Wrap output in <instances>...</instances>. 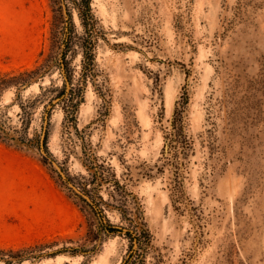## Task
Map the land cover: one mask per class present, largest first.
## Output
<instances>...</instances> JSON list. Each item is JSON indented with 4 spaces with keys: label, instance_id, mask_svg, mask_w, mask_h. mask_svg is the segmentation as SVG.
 Wrapping results in <instances>:
<instances>
[{
    "label": "rangeland",
    "instance_id": "rangeland-1",
    "mask_svg": "<svg viewBox=\"0 0 264 264\" xmlns=\"http://www.w3.org/2000/svg\"><path fill=\"white\" fill-rule=\"evenodd\" d=\"M81 7L0 0V70L36 71L26 142H0V264H264V0H90L89 37Z\"/></svg>",
    "mask_w": 264,
    "mask_h": 264
},
{
    "label": "trees",
    "instance_id": "trees-1",
    "mask_svg": "<svg viewBox=\"0 0 264 264\" xmlns=\"http://www.w3.org/2000/svg\"><path fill=\"white\" fill-rule=\"evenodd\" d=\"M82 1V13L80 15L81 22L83 24L85 35L89 37L91 35V30L89 29V26H94L93 16L90 13V0H81ZM85 35H82L81 37L74 38L78 43L80 44V50L83 56V67H85V70L90 69V67L93 65L94 56L92 53V49L94 48V44L92 41L85 39ZM75 37L73 34H69L68 41H67V48L68 50L69 45L72 43V39ZM65 53V52H64ZM36 71H21L16 72L15 70L10 71H2L0 70V100L1 96L4 91L8 89H13L15 91V97L10 102V104H16L19 106V114L24 117V120L22 122L21 128L17 129L14 125H12L8 121V117L6 114L2 111H0V142L6 143V144H22L26 142L27 140V129H29L30 125V107L35 103V99L31 102L22 101L21 99V91L27 88L32 81L33 76L35 75ZM64 92V91H63ZM72 93V90L70 94ZM9 104H6L2 107H8ZM1 107V108H2ZM181 110L176 107L175 112L173 113V119H172V126L173 131L171 132V138L173 142H178L179 148L185 153L188 147L192 146V142L188 141L185 142L182 140L183 138L180 137L182 134V125L180 124V112ZM46 144V142H45ZM171 150L167 151V154L165 155L167 161L171 162L172 155L169 154ZM1 258V257H0ZM5 263L12 264L11 260L5 259Z\"/></svg>",
    "mask_w": 264,
    "mask_h": 264
},
{
    "label": "water",
    "instance_id": "water-1",
    "mask_svg": "<svg viewBox=\"0 0 264 264\" xmlns=\"http://www.w3.org/2000/svg\"><path fill=\"white\" fill-rule=\"evenodd\" d=\"M54 102H55V101H54ZM56 102H57V101H56ZM50 106H51V105H50ZM46 122H47V116H46V114H45V116H44V129H45ZM44 140H45V133H44V130H43L42 133H41L40 139H39V149H40L39 151H40V153H41L42 155H44L47 159L50 160V162L55 166V168L58 169V172H59L60 176H61L62 178H65L64 174L61 172V171H62L61 168L58 166V164L55 162V160L52 159V158H50L49 156H47V154H46V152H45V144H44ZM71 186H73V185L71 184Z\"/></svg>",
    "mask_w": 264,
    "mask_h": 264
}]
</instances>
